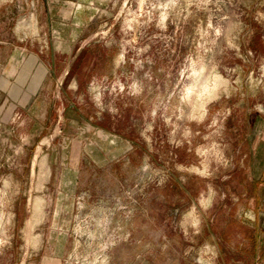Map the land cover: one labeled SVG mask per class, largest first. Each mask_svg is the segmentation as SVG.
Segmentation results:
<instances>
[{"label": "rangeland", "instance_id": "obj_1", "mask_svg": "<svg viewBox=\"0 0 264 264\" xmlns=\"http://www.w3.org/2000/svg\"><path fill=\"white\" fill-rule=\"evenodd\" d=\"M263 182L264 0H0V264H260Z\"/></svg>", "mask_w": 264, "mask_h": 264}, {"label": "crops", "instance_id": "obj_2", "mask_svg": "<svg viewBox=\"0 0 264 264\" xmlns=\"http://www.w3.org/2000/svg\"><path fill=\"white\" fill-rule=\"evenodd\" d=\"M259 187L260 189L258 190L257 194L259 200H257V203L254 200L255 204L253 207V211L251 212V214H253L254 216V219H258V224L261 223V225L256 230V238L257 241H259V245L252 254L255 261H259L260 264H264V182L260 184ZM261 192H263V195H261Z\"/></svg>", "mask_w": 264, "mask_h": 264}, {"label": "bare ground", "instance_id": "obj_3", "mask_svg": "<svg viewBox=\"0 0 264 264\" xmlns=\"http://www.w3.org/2000/svg\"><path fill=\"white\" fill-rule=\"evenodd\" d=\"M208 90V87H206V86H204V87H202L201 88V91L200 92H206ZM198 93H199V91H197ZM190 96V95H189ZM37 157V156H36ZM42 157V156H41ZM37 158H35V160H36ZM34 160V161H35ZM44 160V159H43ZM43 163V162H42ZM38 164V163H37ZM41 164V163H40ZM41 166H44L43 164H41ZM40 169V168H39ZM40 173V172H39ZM45 173V176H47L48 175V173H49V171L47 172V171H45L44 172ZM41 176V175H40ZM42 180V179H41ZM45 181V180H44ZM44 186V185H43ZM45 188V187H44ZM43 191V190H42ZM35 202H36V200H35ZM37 204H38V202H36V204H35V206L37 207ZM27 228H29V230H31L32 229V227L30 226V221H28V223H27ZM34 228V227H33ZM38 238V237H37Z\"/></svg>", "mask_w": 264, "mask_h": 264}]
</instances>
